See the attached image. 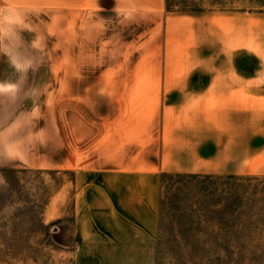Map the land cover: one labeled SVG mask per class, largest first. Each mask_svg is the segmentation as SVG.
Segmentation results:
<instances>
[{
  "label": "crops",
  "instance_id": "0c3cea01",
  "mask_svg": "<svg viewBox=\"0 0 264 264\" xmlns=\"http://www.w3.org/2000/svg\"><path fill=\"white\" fill-rule=\"evenodd\" d=\"M7 6L66 7L74 40L89 37L94 11L100 38L116 40L106 69L127 72L100 78L95 105L89 90L70 96L66 158L53 166L73 175V264H159L165 178L264 177V43L253 44L251 14L174 12L167 0H0L4 40Z\"/></svg>",
  "mask_w": 264,
  "mask_h": 264
},
{
  "label": "rangeland",
  "instance_id": "374dc122",
  "mask_svg": "<svg viewBox=\"0 0 264 264\" xmlns=\"http://www.w3.org/2000/svg\"><path fill=\"white\" fill-rule=\"evenodd\" d=\"M167 7L251 14L253 44L264 43V0H167ZM91 19L89 37L74 40L66 7L7 6L0 81L18 90L0 94V264H73V175L53 166L66 158L70 96L89 90L95 105L100 78L127 74L106 69L116 40H102L98 14ZM13 59L30 67L17 72ZM84 79L91 85L79 86ZM159 264H264V177L165 178Z\"/></svg>",
  "mask_w": 264,
  "mask_h": 264
},
{
  "label": "clouds",
  "instance_id": "9594fccd",
  "mask_svg": "<svg viewBox=\"0 0 264 264\" xmlns=\"http://www.w3.org/2000/svg\"><path fill=\"white\" fill-rule=\"evenodd\" d=\"M13 66L15 67L17 72H26L30 65H24L22 63H18L15 59L12 60ZM18 90V84L10 83V82H0V94L4 93H12Z\"/></svg>",
  "mask_w": 264,
  "mask_h": 264
}]
</instances>
